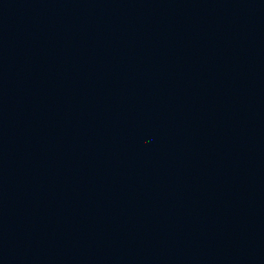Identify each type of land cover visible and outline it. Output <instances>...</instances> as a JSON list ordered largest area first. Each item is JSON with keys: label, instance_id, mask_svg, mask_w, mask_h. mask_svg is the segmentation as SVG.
I'll return each instance as SVG.
<instances>
[{"label": "water", "instance_id": "95a60500", "mask_svg": "<svg viewBox=\"0 0 264 264\" xmlns=\"http://www.w3.org/2000/svg\"><path fill=\"white\" fill-rule=\"evenodd\" d=\"M0 264H264V0H0Z\"/></svg>", "mask_w": 264, "mask_h": 264}]
</instances>
